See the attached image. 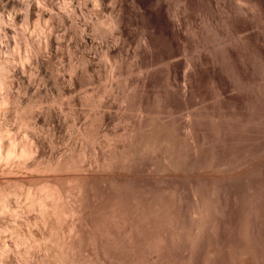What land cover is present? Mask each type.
Instances as JSON below:
<instances>
[{
    "label": "bare ground",
    "instance_id": "obj_1",
    "mask_svg": "<svg viewBox=\"0 0 264 264\" xmlns=\"http://www.w3.org/2000/svg\"><path fill=\"white\" fill-rule=\"evenodd\" d=\"M261 208L264 0H0V264H245Z\"/></svg>",
    "mask_w": 264,
    "mask_h": 264
},
{
    "label": "rangeland",
    "instance_id": "obj_2",
    "mask_svg": "<svg viewBox=\"0 0 264 264\" xmlns=\"http://www.w3.org/2000/svg\"><path fill=\"white\" fill-rule=\"evenodd\" d=\"M198 16V15H197ZM196 16V17H197ZM199 17V16H198ZM197 17V18H198ZM196 18V19H197ZM260 174V173H259ZM261 175H258V181H260L261 180ZM261 209H263V211H261ZM260 209V212H263L264 213V208H261ZM259 212V213H260ZM263 213H261V214H263ZM261 214H258L256 217H258V216H261ZM231 215V216H230ZM233 215V216H232ZM252 216V215H251ZM247 217L246 218V221H245V223L247 222V219L249 220V219H251V221H252V218L254 217V215L252 216V217ZM264 216V215H263ZM263 216H261V217H263ZM223 217H226V219L228 220V217H229V224L227 223L228 221L226 220V219H224ZM223 220L225 221H227V222H225V223H227V226H228V228L229 229H227L226 230V233H227V235L228 236H230L232 233H233V231H234V228H235V231H234V235H233V237L234 238H237V243H238V241H240L239 239H240V237H242V238H244V235H245V233H246V231H248L250 228H252L253 227V225H255V227H259L261 224H262V218H260V217H258V219L257 220H259V218H260V222H257L258 224H260V225H258L255 221H257L256 220V218H255V221H254V218H253V223H250L251 225H249V227H247V228H249L248 230H247V228L245 229L246 231L244 232V235L242 236V235H238V230L237 229H239L238 227H239V225H237V223H236V221L237 222H239L240 223V220H239V217L237 216V215H234V214H225V216L223 215ZM235 218H236V221H235V223H236V225L235 224H233V225H231V223H233L234 221L233 220H235ZM231 220V221H230ZM250 221V222H251ZM231 222V223H230ZM238 223V224H239ZM249 223V222H248ZM248 223H246V225L248 224ZM255 223V224H254ZM263 223H264V217H263ZM245 225V226H246ZM230 226V227H229ZM233 226H236V227H233ZM261 226H264L263 224L261 225ZM231 227H233V229H230ZM254 228V227H253ZM256 229V228H255ZM231 230H233V231H231ZM252 230H254V229H252ZM257 230H259V233H258V235L260 236V238H258L259 236H254L255 237V239L256 240H254L252 237H249V236H253L254 235V233H257V232H255L254 231V233H253V235L251 234L252 233V231L251 230H249V232H247V234H249V236H247V241H248V237L251 239V241H252V243L253 242H256V244H251V243H249V242H247L246 240H245V242H247L249 245H251V246H249L247 243L245 244V242L244 241H241V242H239V245L237 244V243H234L235 245H237V247L236 246H234L233 248L234 249H238L239 250V248L241 249V250H243V251H241L240 253H241V255L240 256H242V253H243V257H245V259L247 258V262H245L246 260L243 258V257H241V260L243 259V260H245L244 262H245V264L246 263H248L249 261H250V263H248V264H264V229H263V227H260V229L259 228H257ZM262 230V231H261ZM231 233V234H230ZM261 233V234H260ZM246 236V235H245ZM232 237V238H233ZM245 239V238H244ZM262 240V241H261ZM244 242V243H243ZM245 244V246L243 245V244ZM243 245V246H242ZM249 246V247H247V246ZM243 247V248H242ZM246 247H247V249H246ZM244 249H246V250H244ZM263 250V251H262ZM142 251H144V249L142 250ZM245 252H248L246 255H244L245 254ZM142 253V252H141ZM144 253V252H143ZM196 253V252H195ZM251 253V254H250ZM252 253H253V255H252ZM142 255V254H141ZM200 252L198 251V254H196L195 255V258L197 259V258H199L200 257ZM227 255V254H226ZM226 258L228 257V255L227 256H225ZM259 257V258H258ZM225 258V259H226ZM250 258V259H249ZM249 259V260H248ZM229 260V259H228ZM227 260V261H228ZM226 260H224V262H227ZM139 262H140V260H139ZM229 262V261H228ZM228 262H227V264H228ZM243 262V263H244ZM138 264V263H137ZM139 264H141V263H139ZM225 264V263H224ZM230 264V263H229Z\"/></svg>",
    "mask_w": 264,
    "mask_h": 264
}]
</instances>
